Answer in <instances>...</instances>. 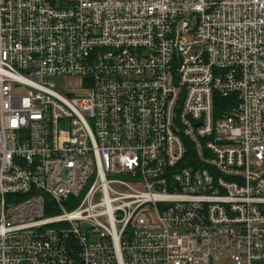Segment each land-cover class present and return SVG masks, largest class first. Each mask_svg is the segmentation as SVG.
<instances>
[{
  "label": "built area",
  "instance_id": "built-area-1",
  "mask_svg": "<svg viewBox=\"0 0 264 264\" xmlns=\"http://www.w3.org/2000/svg\"><path fill=\"white\" fill-rule=\"evenodd\" d=\"M0 264H264V0H0Z\"/></svg>",
  "mask_w": 264,
  "mask_h": 264
},
{
  "label": "rangeland",
  "instance_id": "rangeland-1",
  "mask_svg": "<svg viewBox=\"0 0 264 264\" xmlns=\"http://www.w3.org/2000/svg\"><path fill=\"white\" fill-rule=\"evenodd\" d=\"M80 82L81 79L79 77H68L67 79L60 78L59 84L61 87L66 88V89H70L74 92L77 93H81V89H80ZM18 93H22V91H16ZM226 259H222V263H225Z\"/></svg>",
  "mask_w": 264,
  "mask_h": 264
},
{
  "label": "trees",
  "instance_id": "trees-1",
  "mask_svg": "<svg viewBox=\"0 0 264 264\" xmlns=\"http://www.w3.org/2000/svg\"><path fill=\"white\" fill-rule=\"evenodd\" d=\"M218 103H219V106H220V107H221V106H222V107H225L224 104H225V103H228V101L223 100V98H221V99L219 98V99H218Z\"/></svg>",
  "mask_w": 264,
  "mask_h": 264
}]
</instances>
